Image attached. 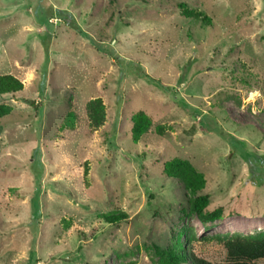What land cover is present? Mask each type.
<instances>
[{
    "label": "rangeland",
    "instance_id": "obj_1",
    "mask_svg": "<svg viewBox=\"0 0 264 264\" xmlns=\"http://www.w3.org/2000/svg\"><path fill=\"white\" fill-rule=\"evenodd\" d=\"M6 73L23 89L0 96V264H159L172 242L218 262L212 236L264 231V0H0ZM94 97L106 119L92 130ZM139 110L152 127L134 143ZM174 157L205 175L221 219L188 210L163 171ZM114 210L126 219L98 217Z\"/></svg>",
    "mask_w": 264,
    "mask_h": 264
},
{
    "label": "trees",
    "instance_id": "obj_2",
    "mask_svg": "<svg viewBox=\"0 0 264 264\" xmlns=\"http://www.w3.org/2000/svg\"><path fill=\"white\" fill-rule=\"evenodd\" d=\"M177 7L183 16L199 19L204 25H212V19L198 8L191 7L185 2L177 3ZM140 75L148 83L159 87L174 97L171 91L172 88L169 86L162 84L158 79L151 77L146 72ZM22 89L23 83L18 77L10 73L0 74V96L15 94ZM37 109H39L38 106ZM11 111V105L0 103V119L8 116ZM85 111L88 125L92 130L104 124L106 110L105 104L100 97L89 99L85 104ZM74 119V113L69 112L65 118V125L72 128ZM131 120V139L136 143L151 129L152 119L146 112L139 110L132 115ZM164 128V125L157 124L154 126V131L161 135L165 131ZM163 171L166 176L180 182L189 191V197L187 198L188 210L191 213H195L201 222L208 224L222 218L223 209L221 207L207 210L210 195L202 193L206 184L205 175L196 169L190 161L180 157L168 159L163 163ZM86 172L87 163H85L84 174ZM98 217L110 224H115L126 219L127 214L121 210H114L100 213ZM61 223L64 228H69L72 219L62 218ZM210 239L223 245L225 249V259L223 261H209L197 256L183 244L172 242L166 247H157L159 264H257V260H264V231L249 234L239 232L224 233L214 235Z\"/></svg>",
    "mask_w": 264,
    "mask_h": 264
}]
</instances>
